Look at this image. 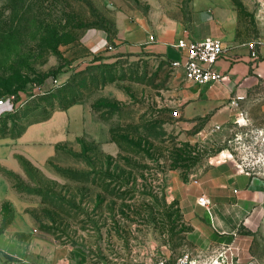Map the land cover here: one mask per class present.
<instances>
[{
  "label": "rangeland",
  "instance_id": "rangeland-1",
  "mask_svg": "<svg viewBox=\"0 0 264 264\" xmlns=\"http://www.w3.org/2000/svg\"><path fill=\"white\" fill-rule=\"evenodd\" d=\"M192 1L0 0V100L14 104L0 117V142L29 128L9 147L30 154L13 187L31 225L71 249L70 264H173L201 210L195 197L180 202L174 182L200 183L222 155L264 178V93L185 111L173 103L183 87L167 63L174 55L144 50L188 31ZM232 1L252 31L264 0ZM98 30L107 45L94 51L85 35ZM137 30L145 43L130 37ZM119 43L141 52L104 54ZM247 232L251 264H264V210ZM0 264L23 263L0 251Z\"/></svg>",
  "mask_w": 264,
  "mask_h": 264
},
{
  "label": "crops",
  "instance_id": "crops-1",
  "mask_svg": "<svg viewBox=\"0 0 264 264\" xmlns=\"http://www.w3.org/2000/svg\"><path fill=\"white\" fill-rule=\"evenodd\" d=\"M253 14L252 31H246L240 28L239 13L232 0L192 1L190 27L178 39L201 40L210 37L220 40L224 55L217 61L215 69L225 79L212 89L189 85L181 79L183 87L174 93V106L183 107L185 111L203 106L222 109L229 98H236L242 103L251 90L264 93V3ZM106 37L103 31L98 30L87 33L85 41L92 50L100 51L107 45ZM130 37L145 43L146 36L141 30L134 31ZM176 40L170 44L150 41L144 50L150 56L158 55L166 60L172 53L177 59L179 54L172 47ZM252 41L257 43L256 57L251 56L248 47ZM112 51L107 49L104 54L141 52L139 47L124 43L116 44ZM28 129L14 142H0V222H18L17 226L0 228V251L23 264H70L71 249L58 244L52 235L38 232L31 225L24 211V199L13 187L11 176L22 174L20 158L29 160L30 154L19 150L14 152L9 147L13 143H25L29 137ZM230 156L222 155L218 165L194 186L184 187L181 183H173V191L185 206L193 204L192 197H195L196 203L201 195L211 201L209 212L196 203L201 210L189 233L190 249L187 252L194 257L207 256L220 244L230 243L234 234V239L242 243L247 251V243L251 240L247 231L264 210V178L243 171ZM184 189H190L191 193L184 195ZM4 208L9 209V216ZM252 264L256 263L253 261Z\"/></svg>",
  "mask_w": 264,
  "mask_h": 264
},
{
  "label": "built area",
  "instance_id": "built-area-1",
  "mask_svg": "<svg viewBox=\"0 0 264 264\" xmlns=\"http://www.w3.org/2000/svg\"><path fill=\"white\" fill-rule=\"evenodd\" d=\"M153 42V39H150ZM257 43L252 41L248 44L251 56L256 57L255 47ZM177 51L178 58L168 61L169 68L181 76L183 82L212 89L225 78L216 69L217 61L224 55V47L220 40L215 38H203L192 40L180 38L172 45ZM233 106L238 107V100L232 101ZM14 104L12 98L0 100V117L13 112ZM242 117V113H239ZM196 203L206 211H210L211 201L201 195ZM220 246L207 256L194 257L188 253L177 256L173 264H251L252 257L247 253L243 244L235 240ZM152 264H168L167 260L158 259Z\"/></svg>",
  "mask_w": 264,
  "mask_h": 264
},
{
  "label": "trees",
  "instance_id": "trees-1",
  "mask_svg": "<svg viewBox=\"0 0 264 264\" xmlns=\"http://www.w3.org/2000/svg\"><path fill=\"white\" fill-rule=\"evenodd\" d=\"M71 78V75L69 76V78L68 79H70ZM7 115V114H6ZM21 135V134H20ZM15 137H19V136H15Z\"/></svg>",
  "mask_w": 264,
  "mask_h": 264
}]
</instances>
